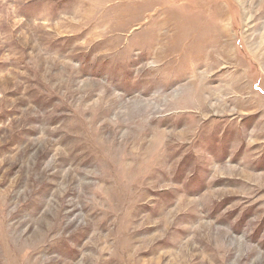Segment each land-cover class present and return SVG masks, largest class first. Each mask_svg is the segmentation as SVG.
Returning <instances> with one entry per match:
<instances>
[{"label":"rangeland","instance_id":"obj_1","mask_svg":"<svg viewBox=\"0 0 264 264\" xmlns=\"http://www.w3.org/2000/svg\"><path fill=\"white\" fill-rule=\"evenodd\" d=\"M0 264H264V0H0Z\"/></svg>","mask_w":264,"mask_h":264}]
</instances>
